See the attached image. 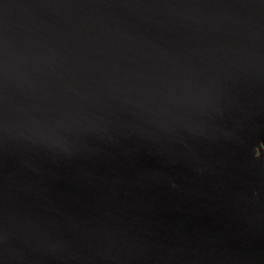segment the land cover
Instances as JSON below:
<instances>
[{
  "label": "water",
  "instance_id": "95a60500",
  "mask_svg": "<svg viewBox=\"0 0 264 264\" xmlns=\"http://www.w3.org/2000/svg\"><path fill=\"white\" fill-rule=\"evenodd\" d=\"M0 264H264V0H0Z\"/></svg>",
  "mask_w": 264,
  "mask_h": 264
}]
</instances>
